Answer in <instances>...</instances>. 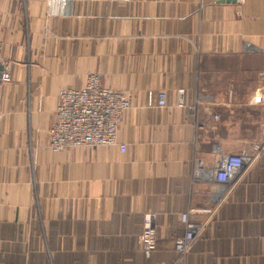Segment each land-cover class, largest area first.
Masks as SVG:
<instances>
[{"label":"crops","instance_id":"obj_1","mask_svg":"<svg viewBox=\"0 0 264 264\" xmlns=\"http://www.w3.org/2000/svg\"><path fill=\"white\" fill-rule=\"evenodd\" d=\"M0 44V264H264V104L250 103L264 89V0H0ZM90 74L130 99L125 152H53L58 93ZM179 91L196 113L176 107ZM159 92L165 106L148 105ZM253 145L216 197L217 158ZM185 212L201 229L180 262Z\"/></svg>","mask_w":264,"mask_h":264},{"label":"built area","instance_id":"obj_2","mask_svg":"<svg viewBox=\"0 0 264 264\" xmlns=\"http://www.w3.org/2000/svg\"><path fill=\"white\" fill-rule=\"evenodd\" d=\"M10 65L1 57L0 44V81H11ZM183 91H179V99L176 107L186 109L190 113H196L201 102L196 99L192 104L186 105L182 100ZM58 107L56 119L50 130L48 147L53 152H59L77 148L117 147L121 153L125 152V146L118 142V130L123 115L130 109V99L124 93L113 92L101 86L100 78L96 74L86 77L81 89H61L58 93ZM155 102L156 106L163 108L166 104V95L163 92L148 97V105ZM252 105L264 104V89L253 95ZM217 121L218 116L214 115ZM262 145H253L248 151H242L236 155L220 156L214 163L213 184L216 197L228 193L236 181L254 163L262 152ZM196 171L201 170L197 163ZM193 182L196 180L193 179ZM200 182V181H199ZM197 213L210 214L209 209L197 210ZM179 221L184 229L183 235L175 240V252L178 261L182 262L200 232L201 227L192 222L189 212L180 214ZM155 216L145 213L142 218V252L149 258L155 250Z\"/></svg>","mask_w":264,"mask_h":264},{"label":"water","instance_id":"obj_3","mask_svg":"<svg viewBox=\"0 0 264 264\" xmlns=\"http://www.w3.org/2000/svg\"><path fill=\"white\" fill-rule=\"evenodd\" d=\"M234 1H235V0H226V3H227V2H232V3H233Z\"/></svg>","mask_w":264,"mask_h":264}]
</instances>
